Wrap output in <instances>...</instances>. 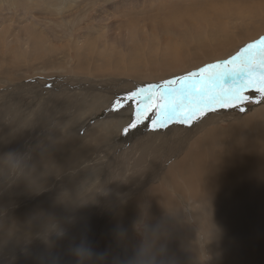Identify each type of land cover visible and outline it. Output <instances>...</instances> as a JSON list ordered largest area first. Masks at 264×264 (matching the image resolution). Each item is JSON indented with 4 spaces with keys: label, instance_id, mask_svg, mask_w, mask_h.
Listing matches in <instances>:
<instances>
[{
    "label": "rangeland",
    "instance_id": "rangeland-1",
    "mask_svg": "<svg viewBox=\"0 0 264 264\" xmlns=\"http://www.w3.org/2000/svg\"><path fill=\"white\" fill-rule=\"evenodd\" d=\"M55 1L56 0H29V1L28 0H0V23L2 21L4 22L0 25V32L4 28H7L6 27L7 25L11 27L7 31L9 38L6 41L0 43V110H1L0 111V145H1L0 149L1 147L2 149H5L7 147H14L13 146L14 141L10 140L9 133L14 132L16 128L20 130L28 128L31 131L32 123H35L37 120L38 121L35 124L44 122L46 120V117L51 116V114L52 116H54L55 119H59L61 116L60 114L61 106L60 104H58L60 103L58 99L60 98L62 93L73 92L76 89L78 90L81 89L80 91L82 92L85 90L79 87L81 86L80 84L75 85V83L65 80L66 78L68 79V77H69L68 80H70V75H73V73H69V75H67L68 74L67 71L70 68H72L74 65L75 66L77 65L78 54L81 52V49L78 47V45L82 44L84 41H87L89 39H92L91 42H93L96 39L95 36L97 32L98 33H104V32L108 33L109 25H111L112 27L110 30V35H113L114 33L117 32L118 35L123 40V44H121L120 42L115 43L114 48H115V51L117 52H114L113 51L114 49H113V50H110L109 53L110 54L116 53L117 55H123L126 59L128 52L126 51L127 52L126 53L122 51V50H125L124 49L125 45L127 47H132V46H136V44H142L141 45L142 46L141 55L139 56V58L140 59L153 58V63H151V61H148L146 63L147 65H155L161 62L159 57L165 51V47L168 45L167 42H169V40H170L169 45H173L177 48L183 49L185 45L182 41H184L186 37H189L190 38L189 40H194V36L198 33L208 37L209 32L211 33V31L216 28L218 29L226 28L229 34L234 35L236 37L245 38L247 36L250 39H254L250 41L247 45H242L239 49L235 50V52L231 54L232 56L230 55L227 58H225L226 61H230L234 56L239 54L242 49L248 48V45H254L253 46L254 48L252 47L248 51L251 56L253 55L251 57L253 64H258L260 60L261 51L264 50V44L260 43L262 40H264V34L256 38L255 31L252 29V23L253 21H256L255 14L259 12V10L264 11V0H250L249 3L248 2L246 3L247 5L244 3V1H247V0H243L242 2L241 0H98L95 3V7L93 8L90 6V4L89 5L86 4L90 0H57L56 2ZM79 3L84 4V5L79 6L80 5ZM211 5H213V7ZM242 5H244V7ZM59 8H62V10L60 11ZM125 14H127L128 16L126 15L127 16L126 17ZM131 16L136 17V18H133L134 20L131 19L126 24H124V26L118 28L115 31V27L117 25L116 23L118 21H123L126 18H127L126 20H128ZM212 18L214 20H212ZM137 19H140V20H137ZM30 23H34V25L31 24V26H29ZM36 24H37V27H36ZM26 25H28L27 27L28 29H25V32H24L22 28ZM203 25L204 26L206 25L208 28L206 26L204 28ZM190 27L191 29L189 30ZM34 28L37 30H35ZM41 30L44 32L43 34L46 35V38H44L45 41L42 42V44H45L47 47L54 49V51H49V50L40 51L42 50L41 48H39L38 46L32 45V44H29V46L19 45L17 48H15L16 42L13 40L14 34L16 33L20 34L21 32L20 37L24 38L25 41H27L29 39L28 38L30 35L29 33L31 34L33 32L40 33ZM136 31H138V33ZM23 33L25 34L23 35ZM87 35H90V37ZM136 35L139 37H137ZM167 36H168V39L169 38L170 39L166 42L165 39H167ZM143 38L145 39L142 40ZM146 38L148 39L146 40ZM151 38H154V39H151ZM150 39L151 41L154 40V42L152 41L149 44L148 42L150 41ZM98 41H101V40H98ZM69 42L74 44L73 49L68 48ZM145 43H148V44H145ZM155 44L159 47V49L156 52H146L150 45H155ZM90 45H92V43ZM97 46H98L97 50H95L96 48L91 50L93 51V53H95V55H97V53L99 52L98 51L99 48H101L100 43H97ZM13 48H15V52L12 50ZM14 57H17L18 61ZM225 60L223 59V61ZM122 62H125V63L119 66L111 65V67L107 71L131 72L130 70H125V69H128L125 65L127 64L126 61H122ZM213 64H216V61H213L210 63L206 62L204 66L201 65L198 69L195 68L191 70L189 72L190 75H187V79L181 80L179 83H176V85L179 84L177 86L174 83L172 84L173 86L169 85L172 82H168L169 84H165V86H168V88L173 91L174 94L172 96L175 99H172L171 97L169 98L166 95V93L163 94L162 92L165 91V89H162L161 91L159 88L154 89V90H149L148 91L149 93L142 95L138 98H135V100H139L140 98L142 99L143 97L144 98L149 97V96L151 97V94L153 93V94H156L158 98L160 99L159 102H155V106L150 105L153 99H147L145 101L146 103L145 106L143 104L141 105L139 102L138 107L135 109V111L137 112H135L134 113L135 116L132 117V120L136 122L137 124V129H136V125L134 126L135 129H129V124H130L129 121L126 122V126H125V123H123L122 117L118 116L116 117L117 118L116 119L111 116L112 113H114L115 109L119 110L121 108V104H119V102H117L116 100L119 97L114 96V98L112 99L113 103L111 101H110L111 103L108 102L105 97H104L105 98L104 100L103 99L102 101L101 99L99 100V102L101 101L102 103V106H101V103H99L100 109L99 108L98 109L100 111L97 110L96 112L92 114V116L90 117L91 121L89 120L87 128L89 126L95 127L97 126V124L98 125L100 124L103 126L105 124L110 125L112 123L111 125L113 126H111L110 128L112 129V127L115 126L114 128L115 130L109 129L111 132L108 131L107 138L103 136V138L105 139L104 140L102 139L103 140L102 143L108 142L107 145L109 148L107 150L110 152L108 153L110 154L109 158L108 156H106L104 161L100 160L97 163L98 167L96 168V174L93 180L91 182H88L87 184L84 181L83 182L84 185L81 187L83 188V190L86 189L88 186H89L87 188L88 190L90 189L92 191L95 189V191H93V194L91 195V196L93 195L94 196L89 197L91 201L94 198L95 200L92 201L93 203L89 200V204L91 205H86L88 202L87 200V202L84 201L79 207L73 206L72 209H69V208H67V210L65 209V212H67V214L73 213L74 216L70 217L68 215L69 217L67 216V219L63 218L65 221L62 218L61 219L57 218V220L55 221L52 220L54 224H50V226H48L49 228L46 231L48 232V235L44 237L46 239H44L43 237H40L39 240L36 241L38 245H35V247L34 245H31V247L30 245H25L23 249H21L20 251H18V253L14 255V264H16V262L19 260L20 262H18L17 264H83V263L84 264H130V262L133 260L138 250V244H139V239H138L137 232H136V225L144 221L146 218L150 224L152 223V226L156 224H160V223H163L164 225H166L167 231H166V237H165V243H166L165 256L167 259V264H179V263L180 264H240V263L241 264H264V218L263 217H262L263 222H259L261 221L262 218H259L258 221L256 220L254 221V225H255L254 231H252L251 227L247 228V225L244 224L245 230H243L242 232L243 239L234 238L233 239L235 240L234 242L232 241L231 237L229 238L227 237L226 238L227 240L225 239V242H223V240L221 241L217 239L214 240L215 238L214 235H211V238H210L209 234H207V232H209V229L216 225L217 219L215 218L214 212H211L209 214L210 209H208L206 214L198 213L195 216L196 218L198 217L197 219L199 221H201V223H199V226H200L199 229L202 228L200 230V233H197V231H195L191 225H188L189 220L193 217V214H192L193 210L189 208L190 206V204L188 203L189 199L187 198V201H186V199L178 198L179 194L175 193L176 191L173 190L172 187H170L172 191L169 190L170 189L169 187L167 190L166 187L170 184L169 180L162 179V177H154V176L146 177V176H149V172L154 173L157 170H160L161 171L160 173L164 174L165 171L168 170L167 168H169V166L171 165L172 160L166 162L164 166L165 157L163 156L162 147L164 148L165 142L160 138L159 135H158L159 139H157L156 142H154V140L147 138L149 133L146 129H143L141 132L139 130L145 127H151L152 125L153 126L151 127V130L155 129L156 127L157 129L158 128L166 129V127L172 123H176L177 125H179V128H181L180 124L182 125V124L188 123V118L187 117L185 118V116L190 115L192 108L193 109L195 108L194 101L196 98H202L207 101L209 97H211L212 95L219 96L221 92H218V91L221 88L209 89V88L201 87L198 90H192V85H194L193 88H195L197 83H198L197 85L201 84L202 86L203 84H205L209 86L213 81H215L213 79H210L211 80L210 81L209 79H206V78L214 75L215 72L222 70V68L210 70V72L208 73L209 76L198 74L199 72L202 71V69L203 70L207 69L209 65H213ZM243 64H244V61L241 60V61H236L232 64H229L227 67H231L233 69H239ZM259 74L260 72L258 71L253 72L249 77L250 78L259 77ZM110 77L111 76H109L108 78ZM183 77L185 76H182L181 78ZM122 78H126V77L123 75ZM127 78H130V77H127ZM111 79L112 80L116 79V77L115 78L111 77ZM142 79H145V78H136L137 82L144 81ZM128 81L133 82L132 79H128ZM184 83H186V85ZM145 86L149 87L151 85L148 84ZM107 89H110V87H107ZM103 91H105V89L103 90L101 89V92ZM165 97H166V101L168 102V105H177L178 103L182 104V105L180 104L181 106L178 104L179 107H177L176 109V112H177V113L175 112L176 114L168 112L166 108H165L166 111L164 112L165 114L161 112V110L163 109L161 107L162 104H158V103H162L161 100L163 98V101H164ZM141 102H144V101H141ZM246 104H249V108L248 107L247 109L245 108L246 113L248 111H251V110L253 111V109L255 110L256 108H259L264 105V103L257 102L255 100L248 101ZM103 105H104V108H103ZM147 105L151 108L150 110ZM46 106L47 107L49 106V107L47 108ZM12 107L16 108V110ZM76 108L77 106H73L69 109V111H71L74 114L76 113L75 112ZM144 109L146 110L144 111ZM35 110L38 112H36ZM46 110H48L49 112L48 111L46 112ZM110 111L112 113H110ZM10 112L14 114H11ZM44 112H46V114ZM172 114H175V115H172ZM203 114H206V113L203 112ZM8 115L10 116L8 117ZM18 116L19 118H17ZM54 118L53 117L50 118L49 121H51L52 119L55 121ZM118 118H121V119L119 120ZM96 119H97V122L94 121ZM110 119H112L113 121ZM159 119H160V122H163V123H160ZM116 120H117V123L115 124ZM17 123H18V126H17ZM20 123L22 124L20 125ZM166 123H169V124H166ZM94 124L95 126H93ZM4 125L6 126V128H4ZM75 127L78 128V126H75ZM117 127L120 129H118ZM46 128L47 127H44L39 131L36 130L38 132L37 140L44 141L47 138L48 135H46L43 132ZM116 128L118 129L117 133H116V130H117ZM62 130L64 133L66 132V129L63 128ZM130 130L132 131L136 130V131L133 133ZM35 132L28 133L30 134V138H31V135H33ZM75 132H77V130ZM143 132H147L146 136L143 135L144 134ZM83 133L85 132L83 131ZM83 133L81 130L80 134H83ZM108 136H110L112 139ZM27 137L29 139L28 135L25 138ZM111 140L112 141L115 140L114 141L115 143L112 142ZM166 144L169 146L167 141H166ZM127 149L128 150L130 149L131 152L130 150L127 151ZM14 150H15V147H14ZM140 151L143 153H141ZM25 153L27 154V159H29V155H30L29 148L26 149ZM106 161L108 162L106 163ZM129 161L131 162L129 163ZM10 162L11 164H14L13 161H10ZM152 165L153 166L155 165V166L153 167ZM116 170L118 171V173ZM142 170H144L145 172H143L142 174L139 173ZM136 171H138L139 174L138 173L136 174L135 173ZM125 172H126L125 174L126 176L124 175ZM128 174L129 176H127ZM114 175L116 177H114ZM139 177L141 179H139ZM54 181L57 186L59 183V179L54 180ZM153 182L156 183L155 184L156 186L154 185ZM85 184L88 186H86ZM50 185L51 183L49 184V186ZM162 185L164 187L163 189L164 191L162 190L163 188L161 187ZM127 187L129 188L127 189ZM145 187H148V188H145ZM147 189H151V190H147ZM88 190L86 191L87 194L90 193V190L89 191ZM105 190L108 192H106ZM143 191L145 192L143 193ZM167 192H169L171 196ZM163 194L166 196H170L171 198L173 197V199H178V201H180V203L182 204V213H181L182 215H180L178 218L170 219V216L169 218L167 217V215H170L169 213L161 212L158 210L154 211L153 206L154 204L155 205L158 204L157 199L159 201L160 197L162 199L166 197ZM127 195L128 196L130 195V196L128 197ZM152 195L153 197H151ZM220 195H221L220 201L222 203L223 202L222 199L226 197V192H223ZM144 196L145 198H143ZM260 197L264 198V194L256 195L254 198L251 197V199L252 201H256L257 198H260ZM73 198L75 199V197ZM119 198H123L122 199V202H124L123 204L127 202L130 203V201L134 199H138L139 205L135 209L128 210L125 213V220L127 222L118 224L116 228L115 227L116 222L112 220L114 219L115 216L116 218L118 216V219H120L122 214H119L118 212L116 214L117 207L112 208V205L114 202L118 201ZM247 204L249 205L250 202ZM203 205L204 204L201 202L198 204L199 212H202L203 209H200V208H202ZM88 206H90V209L88 208L89 210L88 209L86 210L85 208H87ZM208 206L210 207L212 206V204L210 203V199H209ZM95 207L98 208V210ZM247 207L252 208L253 204H252V207L250 205ZM87 212L90 213L92 221L88 219H84V217L79 218L81 220L79 221L82 223L85 230L83 229L82 231H79V233L74 235L73 231L80 230L81 225L75 227L77 225L76 223L75 226L73 227L64 226L65 223H69L71 221L77 222L80 214L84 215ZM114 212H115V215H114ZM154 213H156L157 215L159 214V215L157 216L155 214L156 216L154 215L155 216L154 217L153 216ZM260 213H261L260 209L254 211V215L256 217L259 216ZM231 215L233 214L224 213L222 214L221 217H219V220L221 221L222 219H224V216H225V219L222 221L227 224L228 219ZM200 217L202 219H200ZM205 220H207L208 222L207 221L205 222ZM239 221H240V224L245 222L242 218H240ZM87 224H89V226ZM108 224H111L112 226L114 225L113 227L115 229L116 235L115 234L106 235L104 233L105 226ZM186 225L187 227H185ZM228 225L230 226L229 228L231 229L233 228L231 224L228 223ZM85 226L86 227L88 226V228L86 229ZM203 226H206V230L204 229ZM185 229H188L192 232L197 233L198 237H193V235L189 233L188 231L187 233L182 232ZM101 230H103L102 233H101ZM65 231H69V235L72 236L70 240H67L66 242H65V239L63 238L62 240H60L61 234ZM229 231L230 230H228L227 233ZM222 232L223 230L220 229V233ZM38 234H42V233L39 232ZM102 236H105L107 240L103 239ZM35 237H33V240ZM53 238H55V240ZM47 239L49 240L53 239L50 245H44V242L48 241ZM33 240H32V244H33ZM53 242H56V243L53 244ZM183 244H185V247ZM101 245H104L105 247ZM81 248H86L88 250L89 255L87 257L80 256L79 250ZM99 250H100V253H99ZM23 252H24V255H23ZM0 264H8V262H5V263L0 262Z\"/></svg>",
    "mask_w": 264,
    "mask_h": 264
},
{
    "label": "bare ground",
    "instance_id": "bare-ground-1",
    "mask_svg": "<svg viewBox=\"0 0 264 264\" xmlns=\"http://www.w3.org/2000/svg\"><path fill=\"white\" fill-rule=\"evenodd\" d=\"M97 1L98 0H95V1L90 0L86 4L88 5L90 4V6L93 8L95 7V3ZM242 1L243 0H241V2ZM247 2L249 3L250 0L244 1L245 4ZM79 4H80L79 6L84 5L81 3ZM244 5L242 6L244 7ZM211 6L213 7V5ZM59 10L61 11L62 8H59ZM127 14H125V16ZM255 17H256L255 19L256 21H253L252 29L255 31V35L257 38L264 34V11L259 10V12L255 14ZM133 18H136V17L131 16L128 20H126L127 19L126 18L123 21H118L116 23L117 25L115 27V31L118 28L124 26V24H126L128 21H130ZM137 20H140V19H137ZM212 20L214 19L212 18ZM2 23L4 22L2 21L0 25ZM31 24L34 25V23H30L29 26H31ZM205 26L203 25L204 28ZM6 27L7 28H4L0 32V43L6 41L9 38L7 31L11 27L9 25H7ZM27 27L28 25L22 28L24 32H25V29H28ZM36 27H37V24H36ZM111 28H112L111 25H109L108 33L106 32L98 33L97 32L95 36L96 39L93 42H91L92 39H89L87 41H84L82 44L78 45V47L81 49V52L78 54L77 65L76 66L74 65L72 68H70L67 71L68 73L67 75H69V73H73V75H70V80H68L69 77L68 79L66 78L65 80L69 82H73L75 83V85L80 84L81 86L79 87L85 90L82 92L80 91L81 89L80 90L76 89L73 92H65L61 94L60 98L58 99L60 101V103L58 104H60L61 106L60 118L55 119L54 116H52L51 114V116L46 117V120L44 122H41L38 124H35L38 121V120L36 121L35 119L36 122L32 123L31 131L28 128H25L23 130L16 128L14 132L9 133L10 140L14 141L13 146L15 147V150H14V147H7L5 149H2L1 147L0 149V262H4V263L8 262V264H14V255L18 253V251L23 249L25 245H30V247L31 245H34V247L35 245H38L36 241L39 240L40 237L44 238L48 235V232L46 231L48 230L49 228L48 226H50V224H54L53 221L57 220V218L67 219L68 215L70 217L74 216L73 213L67 214V212H65V209L66 210L67 208L72 209L73 206L79 207L84 201L87 202V200L88 202L86 205H91L89 204V200H90L89 197L93 194V191H95V189L92 191L89 189L90 193L87 194L86 191L88 190L87 188L89 186L86 184L93 180L96 174V168L98 167L97 163L100 160L104 161L106 156H108V158L110 156V154H108L110 152L107 150L109 148L107 145L108 142L102 143V141L105 139L103 138V136L107 138L108 131H110L109 130L111 129L110 127L113 126L111 125L112 123L111 124L109 123L110 120L112 119H110L108 122L110 125L105 124L106 126L103 125L104 126L103 127L102 125L100 124L98 125L96 123L97 126H95L94 124L93 126L95 127L89 126L87 128V125L89 123V120L91 119L90 117L92 116V114L100 109L99 103H101L102 99L104 100L106 98L108 102L110 101L112 102V99L114 98V96L119 97L116 100L117 102H119V104H121V108L119 110L115 109L114 113L110 111V113H112L111 116L114 118L118 116L122 117L123 123H125V126H126V122L129 121L130 122L129 129H135L134 128L135 125L137 129V124L136 122L132 120V117L135 116L134 113L137 112L135 111V109L138 107L139 102L141 105L143 104L145 106L146 104L145 101L147 99L143 97L142 99L140 98L139 100H135V98H138L142 95L149 93L148 92L149 90H154V89L159 88L162 91V89H165V87L168 88V86H165V84H169L168 82H172L169 85H172L173 83L176 85V83H179L181 80L187 79V75H190L189 72L191 70L195 68L198 69L201 65L204 66L206 62L210 63V62L216 61V64H218L219 62L223 61V59L225 60V58L233 54V52L239 49L242 45H247L250 41L254 40V39L248 38L247 36L245 38H242V37H236L234 35H231L229 34L226 28L225 29L216 28L212 30L211 33L209 32L208 37L201 35L199 33L194 36V40H189L190 38L186 37L185 40L182 41L185 46L183 49H180L173 45H169L170 38L168 39V36H167V39L165 40L166 42L169 40V42H167L168 45L167 46L165 45L166 46L165 51L159 57L161 62L155 65H147L146 63L148 61H151V63H153V58H150V59H147V58L140 59L139 58V56L141 55V49H142L141 45L142 44H136V46H132V47H127L125 45L124 47L125 50H122V51L128 52V55H127L128 59L127 58L125 59L123 55H117L116 53H112V54L109 53V51L113 49H114L113 50L114 52H117L115 51V48H114V45L116 42H120L121 44H123V40L118 35L117 32L114 33L113 35H110ZM190 29L191 27L189 28V30ZM136 32L138 33V31ZM43 33L44 32L42 30L40 31V33L39 32L38 33L33 32L32 34L29 33L30 35L27 41H25L24 38L20 37L21 32L20 34H17V33L14 34L13 40L16 42L15 48H17L19 45L29 46V44H32V45H35L41 48L42 50L40 51H43V50L54 51V49L47 47L45 44H42V42L45 41L44 38H46V35ZM24 34L25 33H23V35ZM87 36L90 37V35H87ZM144 39L145 38H143L142 40ZM147 39L148 38H146V40ZM151 39H154V38H151ZM151 39L148 42L149 44L152 41L154 42V40L151 41ZM98 40H101V41H98ZM91 43L92 45H90ZM97 43H100L101 48H99L98 50L99 52L97 53V55H95V53H93V51L91 50L95 48H96L95 50H97L99 46V45L97 46ZM148 43H145V44H148ZM73 45H74L73 43L69 42L68 48L73 49L74 47ZM15 48L12 49L14 52H15ZM158 49L159 47L156 44L150 45L146 52H156ZM252 56L250 55V57ZM14 58H16L18 61L17 57H14ZM122 61H126L127 63L125 65L128 69H125V70H130L131 72L107 71L111 67V65L119 66V65L124 64L125 62H122ZM227 66L228 65H221L220 68L227 67ZM212 69L213 68H209V67L207 68L206 71L202 69V71L200 70L201 72H199L198 74L207 76L210 70ZM123 75L126 78L127 77H130V78H127V79L122 78ZM109 76L114 77V78L116 77V79L112 80L111 77L108 78ZM182 76H185V77L181 78ZM136 78H145V79H142L144 81L137 82ZM262 78L264 77H262L261 73L259 74V77H254V78L246 77V79H244V83L254 85L250 87H242L239 81L225 82L224 80L220 81L219 87L216 86V81H213L209 86L205 84L201 86V84L197 85L198 84L197 83L196 87L193 88L194 85H192V90H198L201 87H205L209 89L221 88L218 91L221 93L219 96L212 95L211 97H209L207 101L202 98H196L194 101L195 108L194 109L192 108V110L190 109L191 110L190 115L185 116V118L186 117L188 118V123H185L182 125L180 124L181 128H179V125H177L176 123L171 122L172 124L168 125L166 129H160V128L157 129L156 127L155 129L151 130V127L153 126L152 125L151 127H145L139 130L141 132L143 129H146L149 133L147 138L154 140V142H156V140L159 139L158 135L165 142L164 148L162 147L163 156L165 157V163L163 162L164 166L166 162L172 160L171 165L169 166V168H167L168 170L165 171L164 174L160 173L161 172L160 170H157L154 173L149 172V176H146V177H153V176L162 177V179L169 180L170 184L166 187L167 190H168V187L169 188L172 187L173 190L176 191L175 193L179 194L178 198L186 199V201H187V198L189 199L188 201V203L190 204L189 208L193 210V213H192L193 217L189 220L188 225H191L194 228V230L197 231V233H200V230L202 228L199 229L200 228L199 223H201V221H199L197 219L198 217L196 218L195 216L198 213L206 214L208 209H210L209 214L211 212H214L215 218L217 219L216 225L211 227L209 229V232H207L210 238H211V235L215 236L214 240L215 239L219 241L223 240V242H225V239L227 237L228 238L231 237L232 241L234 242L235 241L233 240L234 238L243 239L242 232L243 230H245L244 224L247 225V228L251 227L252 231H254L255 229L254 221L255 220L258 221V219L262 217L264 218V198L262 197L257 198L256 201H252L251 199V197L254 198L256 195L264 194V105L259 108H256L255 110L253 109V111L251 110V111H248L247 113L245 112V108L246 109L247 107L249 108V104H246L248 101L255 100L257 102L264 103V91H257V89L261 87L259 81ZM128 79H132L133 82H130L131 80L128 81ZM148 84H150L151 86L149 87L145 86ZM184 84L186 85V83ZM107 87H110V89H107ZM229 88H232L233 90L239 89V97L241 98H237L235 96H224L223 92H225ZM101 89L102 90L105 89V91L101 92ZM133 93H137L134 99H131V100L126 99V97L132 95ZM162 93L165 94V91H163ZM163 98L161 100L162 103H158V104H162L161 107L163 109L161 110V112L164 113L166 111L165 106L168 105V102L166 101V97L164 101H163ZM171 98L175 99L173 96H171ZM100 99L101 101L99 102ZM150 99H153V101H151V104H150L151 106H155V102L160 101L158 96L153 93L151 94ZM141 101H144V102H141ZM178 104L180 105L181 103H178ZM73 106H77V108L75 109L76 113L74 114L71 111H69V109ZM101 106H102V103H101ZM103 108H104V105H103ZM14 109L16 110V108ZM150 109L151 108L149 107V110ZM145 110L146 109H144V111ZM47 111L48 110H46V112ZM46 112L44 113L46 114ZM203 112H205L206 114H203ZM11 114H14V113H11ZM175 114H172V115H175ZM9 116L10 115H8V117ZM52 117L55 119V121L53 119L49 121L50 118ZM17 118H19V116ZM118 119L120 120L121 118H118ZM94 121L97 122V119ZM159 122H160V119H159ZM18 123H17V126H18ZM116 123H117V120L115 124ZM160 123H163V122H160ZM169 123H166V124H169ZM21 124L22 123H20V125ZM75 126H78V128H76ZM44 127H47V128L44 131L43 130L42 131L48 136L45 140L43 139L44 141L42 140L39 141L37 140L38 132L36 130L39 131ZM4 128H6L5 125H4ZM61 128L66 129V132L64 133ZM114 128L115 126L112 127V129ZM74 129H76L78 133L75 132L76 130ZM118 129L116 130V133ZM81 130H82V133L83 131L85 133L80 134ZM135 131H132V132L134 133ZM30 132H35L33 135H31V138H30V134H28ZM143 133H144L143 135L146 136L147 132H143ZM27 135L29 136V139L28 137L25 138ZM21 140H23L24 142ZM166 141L169 144V146L166 144ZM27 148H29L30 150L29 159H27V154L25 153ZM129 150L127 149V151ZM10 161H13L14 164H11ZM107 162L108 161H106V163ZM130 162L131 161H129V163ZM143 172L145 171L142 170L139 173L142 174ZM135 173L137 174L138 171H136ZM125 174L126 172L124 173V175ZM127 176H129V174ZM114 177L116 176L114 175ZM57 179H59V183L56 186L54 180H57ZM139 179L141 178L139 177ZM84 181L86 183L85 185L88 187L83 190V188L81 187L84 185L83 184ZM50 183L51 185L49 186ZM155 184L156 183H154V185ZM161 187H163V185ZM128 188L129 187H127V189ZM145 188H148V187H145ZM163 189L164 187L162 188V190ZM147 190H151V189H147ZM169 190L172 191L171 188ZM144 192L145 191H143V193ZM223 192H226V197L222 199L223 202L221 203L220 194ZM167 193L170 194L169 192ZM170 196H166L163 199L161 197L160 198L158 197L159 198V201L157 199L158 204L156 205L154 204L153 209L154 211L158 210L161 212L169 213L170 215H167V217L169 218L170 216V219L178 218L180 215H182L181 214L182 204L180 203V201H178V199H173V197L171 198ZM73 197H75V199ZM151 197H153V195ZM143 198H145V196ZM122 199L123 198H119V200L114 202L113 205L111 204L112 208L117 207L116 214L117 212L119 214H122L120 219H118V216L117 218L115 216L114 219L112 220L116 222L115 223L116 228L118 224L127 222L125 220V213L130 209H135L139 205L138 199H134L130 201V203L127 202L125 204H123L124 202H122ZM209 199H210V203L212 204L211 207L208 206ZM93 200H95V198ZM200 202L204 204L203 207L200 208V209H203L202 212H199L198 204ZM249 202H250L249 205L251 207L253 204L252 208L247 207L249 206L247 204ZM88 208L90 209V206H88L85 209L87 210ZM96 209L98 210V208ZM259 209L261 210V213L259 216L256 217L254 215V211L259 210ZM88 212L85 213L84 215L80 214V216L78 217V221L80 220L79 218L81 217H84V219L91 220L90 213ZM224 213L233 214L228 219V223L233 226L232 229L229 228L230 226L228 225V223L226 224L222 221L225 219V216H224V219H222L221 221L219 220V217H221L222 214ZM155 214L156 213H154L153 216ZM114 215H115V212H114ZM240 218H242L245 222L240 224V221H239ZM263 218L259 222H263ZM200 219L202 218L200 217ZM207 220H205V222ZM78 221L77 222L71 221L69 223H65L64 226L73 227L75 226L76 223L77 225L75 227L81 225L80 230L73 231V234L75 235L79 233V231H82L84 229L82 223L80 222L81 220L79 222ZM87 225L89 226V224ZM150 225H152V223ZM88 226L87 227L85 226V228L87 229ZM113 226L111 224L106 225L105 230L103 229L104 233L106 235L115 234V229ZM185 227H187V225ZM203 227L206 230V226H203ZM220 229L223 230L222 233H220ZM103 230H101V233L103 232ZM228 230L230 231L227 233ZM187 231L191 233L193 237H198L197 233L192 232L188 229H185L182 232L187 233ZM39 232L42 234H38ZM33 237H35L34 240H33ZM71 237L72 236L69 235V231H65L61 234L60 240H62L63 238L65 239V242H66L67 240H70ZM102 238L107 240L105 236H102ZM53 239L55 240V238ZM53 239H50V240L47 239L48 241L44 242V245H50ZM32 240H33V244H32ZM55 243L56 242H53V244ZM183 245L185 247V244ZM101 246L105 247L104 245H101ZM99 253H100V250H99ZM23 255H24V252H23ZM18 262H20V260L17 261L16 264Z\"/></svg>",
    "mask_w": 264,
    "mask_h": 264
},
{
    "label": "snow or ice",
    "instance_id": "snow-or-ice-1",
    "mask_svg": "<svg viewBox=\"0 0 264 264\" xmlns=\"http://www.w3.org/2000/svg\"><path fill=\"white\" fill-rule=\"evenodd\" d=\"M262 44H264V40L261 41ZM253 45H248V48L242 49L239 54L234 56L230 61H221L218 64L209 65V68H220L221 65H229L236 61H244V64L239 69H233L231 67H223L222 70L215 72L214 75L211 77H207L206 79H213L216 81V86H220V81L223 79L225 82L227 81H239L242 87H250L254 86L253 84H245L244 79L245 77H249L253 72H260L262 74V77H264V50L261 51L260 60L258 64H253L252 59L249 54V49L252 48ZM205 71L207 69H204ZM261 87L257 89V91H264V78H262L259 81ZM166 95L170 98L174 93L171 89L165 88ZM137 95V93H133L132 95L126 97V99L131 100L134 99V97ZM224 96H235L237 98L239 97V89L233 90L232 88H229L225 92H223ZM151 97H145V99H150ZM166 109L170 113H175L177 107L179 105H166Z\"/></svg>",
    "mask_w": 264,
    "mask_h": 264
},
{
    "label": "clouds",
    "instance_id": "clouds-1",
    "mask_svg": "<svg viewBox=\"0 0 264 264\" xmlns=\"http://www.w3.org/2000/svg\"><path fill=\"white\" fill-rule=\"evenodd\" d=\"M139 239L138 250L130 264H167L166 251V225L163 223L150 225L147 218L136 225ZM81 257H87L86 248L79 250Z\"/></svg>",
    "mask_w": 264,
    "mask_h": 264
}]
</instances>
